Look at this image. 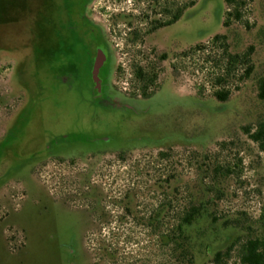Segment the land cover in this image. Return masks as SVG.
<instances>
[{"label":"rangeland","instance_id":"374dc122","mask_svg":"<svg viewBox=\"0 0 264 264\" xmlns=\"http://www.w3.org/2000/svg\"><path fill=\"white\" fill-rule=\"evenodd\" d=\"M64 1L0 0V264H191L187 249L193 264H242V244L264 240V151L245 133L264 125V0H197L177 28L182 58L174 64V56L161 61V45L155 54L140 42L134 48L124 32L113 34L119 88L137 90L135 71L143 69L156 76L151 89L162 90L138 112L114 114L93 112L51 56L53 23L64 22L53 15ZM195 41L191 52L184 44ZM230 56L241 59L218 84ZM250 66L252 75L243 77ZM219 88L230 91L225 102L215 96ZM57 138L65 153L141 150L73 169L45 163ZM85 169L105 193L98 212L108 220L96 226L94 211L76 196L86 194L77 185ZM50 192L76 203L56 202ZM202 204L203 216L185 228L186 247L177 248L183 213ZM81 207L90 223L79 259L71 250L84 216L71 210Z\"/></svg>","mask_w":264,"mask_h":264},{"label":"flooded vegetation","instance_id":"af4514ba","mask_svg":"<svg viewBox=\"0 0 264 264\" xmlns=\"http://www.w3.org/2000/svg\"><path fill=\"white\" fill-rule=\"evenodd\" d=\"M185 4L183 6V0H65L59 11L60 15H55L54 11L53 16L62 17L64 22L58 26L53 23L50 37L51 56L63 63L64 81L78 87L79 91L82 90L79 92L80 98L93 112L106 114L138 112L142 102L153 98L162 90L155 92L151 89L156 76L152 74V77L148 78V72L143 69L142 75H139V69L135 71L133 85L137 90L119 88L116 77L121 71V65L117 63L116 46L113 44L115 40L112 36L124 32V35L134 43V48L149 47L148 50L155 54L161 45L163 46V52L159 55L161 61L164 63L174 56L172 60L174 64L178 58H182L181 37L177 28L183 20L192 17L197 0H185ZM139 42L141 46L138 45ZM187 44L191 52L197 51V41L184 45ZM60 140L57 138L51 141L52 145L45 156V163L52 160L62 161L68 163L69 168L76 169L78 163H99L102 160L112 163L118 156L125 159L128 155L141 150L111 148L86 152L69 149L71 152L68 150L65 153L58 150ZM84 171L87 172L86 169ZM95 177L96 173L79 174L77 185L83 188V185H86L84 188L86 194L80 192L76 196L83 197V202H87V208L94 211L98 220L91 221V225L95 223L96 226L101 220H108V215L106 212L105 214L98 212L105 193L98 189ZM50 194L56 202L68 203L73 198L71 204L76 203V197L73 195L68 194L67 198L58 199L54 193ZM82 208L71 210L74 214L84 216L83 229L76 237L77 250H71L79 259L83 250L84 228L88 222L90 223ZM157 221L158 223H155L162 228L164 221L159 217Z\"/></svg>","mask_w":264,"mask_h":264},{"label":"trees","instance_id":"16d2710c","mask_svg":"<svg viewBox=\"0 0 264 264\" xmlns=\"http://www.w3.org/2000/svg\"><path fill=\"white\" fill-rule=\"evenodd\" d=\"M228 5H234L236 0H224ZM232 14H230L231 16ZM234 16L239 19L241 15L239 13H235ZM230 21V20H229ZM226 21L225 26L228 27L230 25V22ZM222 37L217 36L216 40L221 39ZM239 56H230L229 61L227 63L226 69L223 70V75H220L217 79L218 84H221L225 81V76H228L229 73L232 70V66L240 61ZM229 66V67H228ZM254 68L252 66L245 67L244 71L242 73V76L245 78H248L252 75ZM139 75H142V69H139ZM216 98L220 102H225L230 97V91L229 89H222L219 88V90L215 94ZM259 97L264 100V80L260 81V93ZM245 133L250 136V138L258 143L261 147V149L264 151V125H261L260 127H257L256 130L253 132L251 128H246ZM204 205L199 206H191L188 208L184 213L183 217L180 220L179 225H177V231L174 233L173 237L176 238L173 241L176 242V247L184 246L185 243H188L189 237L186 235V229H189L194 222L201 218L204 214ZM161 218V216H157V218ZM154 219V218H153ZM228 226V223H225ZM155 225V224H154ZM153 226V225H152ZM155 227H160L159 225H156ZM161 228V227H160ZM186 228V229H185ZM161 230V229H160ZM163 238H167L169 240V237H165V234L163 235ZM170 241V240H169ZM183 241V242H182ZM232 246L227 251L226 254H223L222 252L216 253L214 257V262L220 263L224 256H229L230 252L232 250ZM186 260L188 259L191 264L194 262V257L191 254V251L187 249L186 253L184 254ZM240 262L242 264H264V240L260 238H249L247 239L241 247V253H240Z\"/></svg>","mask_w":264,"mask_h":264}]
</instances>
